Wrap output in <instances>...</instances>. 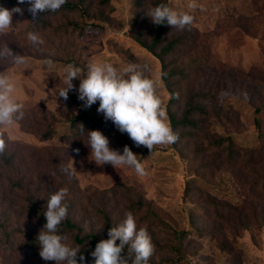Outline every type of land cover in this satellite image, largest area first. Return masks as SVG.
Wrapping results in <instances>:
<instances>
[{"label":"rangeland","instance_id":"1","mask_svg":"<svg viewBox=\"0 0 264 264\" xmlns=\"http://www.w3.org/2000/svg\"><path fill=\"white\" fill-rule=\"evenodd\" d=\"M133 1L111 0L113 11L106 21L99 20V15L85 20L76 12L51 16L46 29L34 32L44 41L38 46L32 45L24 34L31 24L27 20L31 17L29 5L17 3L16 7L24 9L23 15H13L14 28L0 34V46L8 43L13 53L24 55L27 62L16 66L10 60H0V72L12 77L16 85L14 96L24 105L25 117L11 126L0 127V135L12 144V150H20V172H27L41 190L46 185L52 189L50 195L60 188L69 190L67 217L77 226L80 237L100 228L102 212L120 223L128 213L127 201L134 199L129 192L134 190L141 194L150 212L170 230L181 233L182 262H174L175 256L162 247L169 240L168 230L153 233L152 240L159 246L155 245L150 264H264V177L253 163L239 160L231 165L223 163L218 170L207 169L205 164L210 159L216 158L219 164L223 155L209 153L202 146L206 143L202 135L201 139L188 138L175 148L159 145L151 152L144 146L137 147L127 133L107 121L112 126L106 136L109 147L122 154L127 145L144 164L147 175L138 176L126 166H97L90 161L87 139L80 144L62 139L68 134L66 120L71 116L89 114L105 120L97 112L99 101L85 109L74 90L69 91L66 101L58 97L59 89L65 86L64 69L68 64L79 67L82 73L93 62H109L117 69L138 64L158 82V94L168 110L170 96L161 80L160 62L129 35L134 24L140 23L137 14L142 12L133 7ZM168 3L171 9L194 17L188 30L196 39L177 50L179 54L173 60L197 86L214 94L209 106L215 107L221 121L213 124L210 132L216 129L217 134L231 135L240 152L256 150L257 108L261 109L264 131V0ZM192 3L197 5L195 9L189 7ZM90 23L98 24L101 30L89 28L86 24ZM175 31L180 34L182 30ZM48 60L52 61L50 65ZM79 83V79L73 80L77 89ZM44 121L56 123V135L40 142L33 131L36 123ZM72 163L77 172L73 170L70 176L64 169ZM3 190L0 187L1 193ZM49 194L45 189L35 193L39 205L46 207ZM1 211L6 216L1 220L7 233L13 232L15 237L5 247L0 230V264H55L41 257L25 259L11 248L21 241L16 231L39 234L36 220L23 213L17 199L0 204ZM140 216L134 214L136 220Z\"/></svg>","mask_w":264,"mask_h":264},{"label":"clouds","instance_id":"2","mask_svg":"<svg viewBox=\"0 0 264 264\" xmlns=\"http://www.w3.org/2000/svg\"><path fill=\"white\" fill-rule=\"evenodd\" d=\"M66 2L67 0H18V4L29 5L27 11L33 18L39 13L56 12ZM189 7L195 9L197 5L192 3ZM23 12L24 9L20 7L7 9L0 6V34H7L8 30L14 28L13 15H23ZM145 14L154 25L166 24L179 30L190 27L194 20L187 12H178L166 4L157 5ZM27 40L34 46L44 43L41 36L34 32L27 33ZM0 60H10L16 66L27 62L24 55L14 54L8 43L0 46ZM46 63L50 65L52 61L48 60ZM74 79L80 81L78 89L73 84ZM63 81L65 86L59 89V98L66 101L69 91L74 90L85 109L99 101L97 112L103 114L105 121H112L121 133H127L137 147L144 146L152 152L156 146L171 145L179 139L158 94V82L146 75L145 69L140 65L129 63L123 69H117L109 62H93L82 73L79 67L68 64L64 69ZM15 88L12 77L0 72V127L11 126L25 117L24 105L14 96ZM79 129L81 135L87 136V144H84L90 150V161H94L97 166H126L134 169L138 176L147 175L144 164L127 145L121 154L109 147V139L102 131L85 130L83 124H79ZM5 148L6 141L0 135V155L4 154ZM73 170V163L64 169L70 176ZM68 195L67 188H60L47 198L43 213L46 223L36 238L39 242V255L44 261L78 264L77 256L82 249L79 245L73 246L67 235L59 234V226L68 216ZM102 228L103 226L101 230ZM108 237L98 242L91 252L94 264H149L155 246L147 227H138L132 212L126 213L119 224L109 229ZM126 247L125 257L122 252ZM84 259L83 255L79 256L81 264Z\"/></svg>","mask_w":264,"mask_h":264},{"label":"trees","instance_id":"3","mask_svg":"<svg viewBox=\"0 0 264 264\" xmlns=\"http://www.w3.org/2000/svg\"><path fill=\"white\" fill-rule=\"evenodd\" d=\"M17 3L18 0H0V6L7 9L16 7ZM160 4H166L169 7L168 0H134L133 7L141 9L142 12L137 14V19L138 21L140 20V23L138 25L134 24L130 29L129 35L141 48L145 49L161 64V80L170 96L167 110L168 119L172 129L179 134V139L174 144H171V147H177L179 143L188 141V138L201 139L202 135V140L206 142L202 146L208 149L210 151L209 153L217 152L223 155V162L219 164H216V158L210 159L205 164L207 169L215 168V170H218L219 167L224 165L223 163L231 165L236 164L239 160H243L249 162L250 165L253 163L254 166L258 167L263 172L264 177V131L261 130V109L257 108L254 111L256 114L254 125L257 129L259 145L256 150H244L240 152L237 150L231 135L224 136L217 134L215 133L216 129L213 130V133L210 132L212 125H219L221 121V115L216 111L215 107L212 105L209 106L214 101V94H212L211 90L204 91L200 86H197L196 82L190 80V74L184 68L175 66V61L173 60V57L179 54L177 50L183 48L186 44L193 43L196 36L189 32L188 27L179 34L176 33V28L170 25H154L145 13ZM112 11L111 0H67L62 8L56 12L39 13L36 18L32 16L28 17L27 20L31 24L26 27L24 34L27 39L28 32H35L37 29H46L50 24L48 18L62 12L80 13L85 20L93 19V16L99 15V20L106 21L108 14ZM86 25L93 29L101 30L102 28L94 23ZM66 122L67 130L69 131L68 134H64L62 139L75 144H80L81 140L87 139L86 134L81 135L79 124H83L85 130H100L105 136L112 130V126L107 121L89 114L71 116ZM55 125L56 123L54 122L47 123L46 121L36 123L33 133L38 135L40 142H46L56 135ZM121 139L126 142L123 137ZM5 141V152L3 155H0V187L4 188V192H0V204L17 199V203L20 204L23 213L30 219L36 220V228L40 232L46 223L43 215L46 207L39 205V199L35 197V193L37 191L42 192L45 189L47 194H49L52 192V189L49 190L46 185L41 190L38 184L32 182L31 177L27 176V172H20L22 167V160L19 158L20 150H12V144L7 139ZM202 146L198 149H201ZM56 156L57 158L59 157V155ZM261 187L264 189V182ZM129 194L134 199L127 201L126 212H132L133 215H141L136 220L138 227L146 226L152 239H154V232L167 233L166 231L170 230V227L164 221L159 220L154 213L147 209L142 201L141 194H138L134 190H130ZM225 208L227 210L231 209L229 206H225ZM4 217H6L5 213L1 211L0 230L5 237L3 244L7 247L10 241L12 243L15 236L13 232L7 233L4 222L1 220ZM112 219L109 214L102 212L100 228L97 231L92 230L83 237H80L77 226L70 218L67 217L61 223L59 226V234L67 235L69 242L73 246L79 245L82 249L77 256L78 264H81L79 261L80 255L85 257L82 264H94V258L91 256V252L94 251L98 242L109 238V229L119 224L118 221L113 222ZM102 226L103 228L101 230ZM170 231L168 234L169 240L163 242L162 247L168 254L175 256L174 262L181 263L183 260L181 233ZM16 232H18L21 241L11 248H15L25 259L37 260L40 257L39 242L36 239L38 233H35L36 231L23 232L22 230ZM153 244L154 246H159L156 242H153ZM122 255L127 256V247L123 250Z\"/></svg>","mask_w":264,"mask_h":264}]
</instances>
